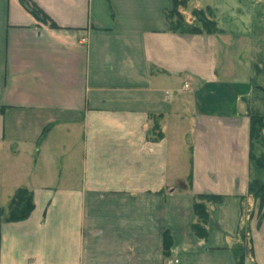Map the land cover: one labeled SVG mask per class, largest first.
<instances>
[{
    "label": "crops",
    "instance_id": "crops-1",
    "mask_svg": "<svg viewBox=\"0 0 264 264\" xmlns=\"http://www.w3.org/2000/svg\"><path fill=\"white\" fill-rule=\"evenodd\" d=\"M29 1L49 22L0 0V193L33 204L0 219V264H235L242 227V264H264V208L241 212L249 121L217 65L226 32H171V0ZM182 76L195 88L183 126ZM200 195L223 198L205 203L203 238L190 230Z\"/></svg>",
    "mask_w": 264,
    "mask_h": 264
},
{
    "label": "rangeland",
    "instance_id": "rangeland-1",
    "mask_svg": "<svg viewBox=\"0 0 264 264\" xmlns=\"http://www.w3.org/2000/svg\"><path fill=\"white\" fill-rule=\"evenodd\" d=\"M205 8H208L211 19L227 34L222 39L223 42L218 44L217 65L220 68L226 65L228 69L226 72L222 71V74L224 73L222 79L238 85L239 95L233 105L234 110L237 108V112L244 117H247L248 112L264 115V0H189L186 6L179 8L178 11L184 22L195 23L198 17L193 16L192 10H205ZM255 13L259 14V19ZM182 82H187L189 89L180 90ZM192 85L194 86L189 77L182 76L174 80L171 96L175 99V104L180 105L183 99L189 101L188 109L184 108L182 112L177 113L182 116V119L176 116L173 118L175 125L183 126L184 122L187 125L188 113H194L192 92L195 88ZM257 87H260L263 92ZM218 90L224 92L223 88ZM215 95H217L216 92ZM200 99L204 100V98ZM209 101L217 110L224 109V105L216 98L209 97ZM177 154L178 151L175 149V159ZM183 163L185 168V161ZM249 177L260 178L264 184V170L257 173L251 169ZM7 194L5 191L0 193L2 207H5L8 202ZM245 213L246 211L243 212V219L246 218ZM244 242L246 244L245 239ZM245 244L243 247L246 250Z\"/></svg>",
    "mask_w": 264,
    "mask_h": 264
},
{
    "label": "trees",
    "instance_id": "trees-1",
    "mask_svg": "<svg viewBox=\"0 0 264 264\" xmlns=\"http://www.w3.org/2000/svg\"><path fill=\"white\" fill-rule=\"evenodd\" d=\"M189 0H171V8L164 12V17L168 23L169 30L178 34H200V33H216L219 32L215 22L211 19L208 8L193 9V16L198 17L195 23H186L178 11L179 8H184ZM21 7L27 11L35 19L46 22L48 19L45 15L29 0H18ZM257 19L259 14L255 13ZM49 22V21H48ZM259 22V20H257ZM53 26L52 23H49ZM249 126H248V163L249 173L252 169L255 172H261L264 170V115L248 112L247 114ZM256 152V155H255ZM223 198L213 195H200L193 198L192 211L195 218V222L191 224V232L199 237L203 238L205 235L204 225L208 219V212L205 207V203H220ZM251 201L255 205L256 212L260 215L262 213V207L264 204V184L260 178H248L246 196L240 199L241 212L246 211L244 215L246 218L250 215L247 210L245 202ZM33 208L32 199L30 193L23 188H18L10 198L6 208H0V219L3 222H20L25 220ZM245 209V210H244ZM245 229L243 227L239 231L238 239L240 243L234 245L231 248V254L235 264H242L244 255L248 251L244 249L242 241L245 239ZM171 244V239L168 235H164L163 247L166 252L167 248Z\"/></svg>",
    "mask_w": 264,
    "mask_h": 264
},
{
    "label": "water",
    "instance_id": "water-1",
    "mask_svg": "<svg viewBox=\"0 0 264 264\" xmlns=\"http://www.w3.org/2000/svg\"><path fill=\"white\" fill-rule=\"evenodd\" d=\"M257 88H258L261 92H263L262 89H261L260 87H257Z\"/></svg>",
    "mask_w": 264,
    "mask_h": 264
},
{
    "label": "built area",
    "instance_id": "built-area-1",
    "mask_svg": "<svg viewBox=\"0 0 264 264\" xmlns=\"http://www.w3.org/2000/svg\"><path fill=\"white\" fill-rule=\"evenodd\" d=\"M184 88H185V86H184Z\"/></svg>",
    "mask_w": 264,
    "mask_h": 264
}]
</instances>
